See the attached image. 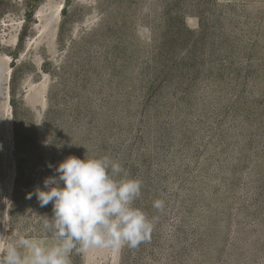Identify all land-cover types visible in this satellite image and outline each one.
<instances>
[{"label": "rangeland", "instance_id": "rangeland-1", "mask_svg": "<svg viewBox=\"0 0 264 264\" xmlns=\"http://www.w3.org/2000/svg\"><path fill=\"white\" fill-rule=\"evenodd\" d=\"M105 155L154 228L70 264H264V0H0V234L51 246L29 194Z\"/></svg>", "mask_w": 264, "mask_h": 264}, {"label": "clouds", "instance_id": "clouds-1", "mask_svg": "<svg viewBox=\"0 0 264 264\" xmlns=\"http://www.w3.org/2000/svg\"><path fill=\"white\" fill-rule=\"evenodd\" d=\"M55 173L43 182L47 190L37 188L28 196L35 195L40 207L52 204L53 215L43 220V230L54 243L44 245L25 235L10 242L0 234V264H70L72 251L137 249L150 238L153 221L135 206L142 181L129 177L117 160L69 156ZM164 206L162 200L153 202L158 211Z\"/></svg>", "mask_w": 264, "mask_h": 264}]
</instances>
